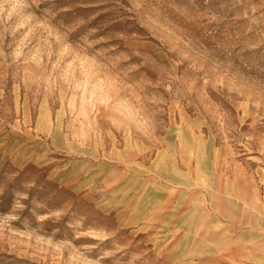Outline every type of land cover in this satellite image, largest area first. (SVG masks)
<instances>
[{"label":"rangeland","instance_id":"rangeland-1","mask_svg":"<svg viewBox=\"0 0 264 264\" xmlns=\"http://www.w3.org/2000/svg\"><path fill=\"white\" fill-rule=\"evenodd\" d=\"M260 236L264 0H0V264H264Z\"/></svg>","mask_w":264,"mask_h":264},{"label":"crops","instance_id":"crops-1","mask_svg":"<svg viewBox=\"0 0 264 264\" xmlns=\"http://www.w3.org/2000/svg\"><path fill=\"white\" fill-rule=\"evenodd\" d=\"M254 243L261 248L264 249V237H259L256 241H254Z\"/></svg>","mask_w":264,"mask_h":264},{"label":"bare ground","instance_id":"bare-ground-1","mask_svg":"<svg viewBox=\"0 0 264 264\" xmlns=\"http://www.w3.org/2000/svg\"><path fill=\"white\" fill-rule=\"evenodd\" d=\"M114 182H115V181H114ZM108 184H109V183H108ZM223 184H224V183H223ZM110 185H111V184H110ZM106 188H107V187H106ZM225 191H226V187H225ZM223 195H224V194H223ZM225 195H226V194H225ZM238 201H239V200H238ZM190 221H191V220H190ZM234 254H236V253H234ZM228 256H229V255H228ZM230 256H231V255H230ZM231 257H233V256H231ZM231 257H230V258H231ZM234 258H235V257H234ZM231 259L233 260V258H231ZM235 259H236V258H235ZM229 260H230V259H229ZM236 260H237V259H236ZM236 260H235V261H236ZM243 260H244V259H243ZM233 261H234V260H233ZM233 261H232V262H233ZM238 263H239V261H238Z\"/></svg>","mask_w":264,"mask_h":264}]
</instances>
